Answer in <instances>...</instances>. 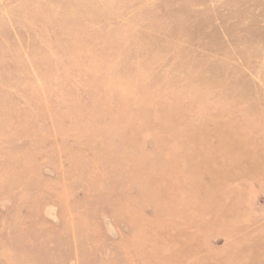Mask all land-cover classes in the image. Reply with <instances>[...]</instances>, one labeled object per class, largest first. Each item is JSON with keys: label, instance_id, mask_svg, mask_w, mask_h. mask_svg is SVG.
Segmentation results:
<instances>
[{"label": "rangeland", "instance_id": "1", "mask_svg": "<svg viewBox=\"0 0 264 264\" xmlns=\"http://www.w3.org/2000/svg\"><path fill=\"white\" fill-rule=\"evenodd\" d=\"M0 264H264V0H0Z\"/></svg>", "mask_w": 264, "mask_h": 264}]
</instances>
